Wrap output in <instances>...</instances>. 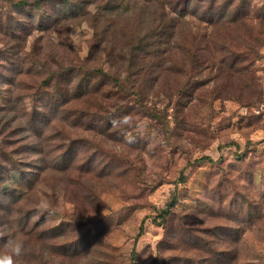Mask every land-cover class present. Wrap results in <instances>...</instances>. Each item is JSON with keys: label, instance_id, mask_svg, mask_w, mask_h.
Here are the masks:
<instances>
[{"label": "rangeland", "instance_id": "obj_1", "mask_svg": "<svg viewBox=\"0 0 264 264\" xmlns=\"http://www.w3.org/2000/svg\"><path fill=\"white\" fill-rule=\"evenodd\" d=\"M245 12L252 21L240 32L225 23L227 48L259 51L260 56L253 64L239 59L226 81L233 95L229 99L213 100L209 84L185 108L192 86L217 73L207 50L203 58H209V69L198 74V67L180 64L177 74L160 82L158 97L151 95L154 104L167 106L172 114L165 90L172 84L176 88L171 103L183 106L171 133L140 110L130 115L132 128L123 143L104 140L93 130L94 116L89 122L82 119L78 128L67 124L74 138L82 139V181L96 183L98 193L82 185L79 191L72 178H65L67 191L60 189L63 185L53 188L43 176L32 178L40 164L34 154L37 140L28 138L32 131L23 136L18 120H7L14 108L26 121L43 93L38 86L48 71L36 63L41 59L37 46L41 41L44 57L54 51L58 37L46 26L54 12L28 7L20 13L12 0H0V250L5 240L20 236L25 253L16 264H167L174 255L190 261L194 250L181 249L189 243L202 246V236L208 235L216 250L226 252L221 259L227 264H264V0H248ZM187 19L196 34L207 27L192 16ZM23 28L24 33L19 31ZM70 38L73 53L86 58L92 28L87 23L72 26ZM226 57L231 67L230 54ZM103 65L108 68L106 61ZM27 85L31 88L24 91ZM52 118L53 128L66 131L60 116ZM173 199L177 228L169 236L160 214ZM167 239L181 248L173 249Z\"/></svg>", "mask_w": 264, "mask_h": 264}, {"label": "trees", "instance_id": "obj_2", "mask_svg": "<svg viewBox=\"0 0 264 264\" xmlns=\"http://www.w3.org/2000/svg\"><path fill=\"white\" fill-rule=\"evenodd\" d=\"M12 2L20 13L28 7L37 12L52 8L54 12L48 19V24H45L57 34L58 41L53 43L54 51L49 58L44 57L42 42L40 41L37 46L39 51L37 53L41 59H37L36 63L48 71L47 77L38 86L39 91L43 93L38 97L26 121L14 108L10 109L7 121L18 120L23 136H26L27 131H32L28 138L37 140L34 154L38 156L40 164L32 178L39 180L38 177L43 176V180L52 182L55 189L63 185L60 188L63 191L68 189L64 183L65 178L76 181L79 191L80 185L98 193L100 190L96 183H92L91 186L83 183V174L81 176L83 170L78 163L79 143L82 139L78 137L79 135L74 138L66 128L67 124L78 128L82 119L89 118L87 120L89 122L93 119L91 116H94L93 130L104 140L123 143L126 141L127 132L132 128L130 121L120 127H113L111 121L130 116L132 112L140 110L156 125L159 124L165 132L171 133L178 124V113L182 112L183 106L178 104L179 101L171 103L175 94L177 95L176 88L172 84L165 90V98L173 106L172 114L169 113L167 106L160 107L154 104L151 95L153 93L158 97L160 82L170 75L177 74L180 64H183V67L189 66L192 70L198 67L199 70L196 69V72L201 74L204 67L209 69V58L206 60L203 58V52L209 50L212 54L210 62L215 65L217 72L215 78L210 81L201 79L192 86V92L185 95L189 98L185 107L188 108L201 87L209 84L214 86L213 100L229 99L233 95L230 91L231 85L226 81L232 78V71L235 70L239 59L243 58V61L253 64L260 56L259 51H254L253 54L230 51L225 41L227 21L233 27L231 31L234 33L240 32L247 21H252L247 18L249 14L245 12L248 0H12ZM189 16L207 25L202 27L204 32L200 35L193 31L194 27L187 19ZM83 23H87L93 30L89 54L84 59L73 53L70 38L72 26H80ZM24 29L19 31L23 32ZM249 29L250 32H255L253 26ZM33 30L29 29L26 34L30 35ZM15 32L17 31L14 30L13 34L17 37ZM27 35L24 40L27 39ZM17 40H21L20 37H17ZM179 51H183L184 54L181 55ZM226 54H230L232 58L231 67H227ZM103 59L108 68L103 65ZM30 88L27 85L24 91H29ZM192 95L194 97H191ZM50 113L52 116H60L57 119L61 121L59 123L63 122L62 126L66 131L62 132L52 127L54 118ZM73 114L76 117H73ZM23 115L26 117V113ZM87 126L91 128L89 124ZM67 139L69 141L66 142ZM195 162L202 161L198 159ZM93 170L94 167L89 165L88 172ZM185 178L184 174L181 175L180 182H184ZM94 196L99 199L98 194ZM175 204L173 199L160 214L169 236L177 228L174 223L178 217V212L174 210ZM202 238L204 242L202 246L198 243H189L186 248L181 249V252L186 253L194 250V258L189 257L193 260L182 262L181 257H187L186 255H174L167 264H227L221 259L226 252L216 250L208 235ZM166 241L171 242L173 249H179L180 246L175 241L168 239ZM156 264L164 263L159 260Z\"/></svg>", "mask_w": 264, "mask_h": 264}, {"label": "clouds", "instance_id": "obj_3", "mask_svg": "<svg viewBox=\"0 0 264 264\" xmlns=\"http://www.w3.org/2000/svg\"><path fill=\"white\" fill-rule=\"evenodd\" d=\"M130 116H123L113 119L111 123L113 127H120L128 124ZM41 208H47L46 203L40 205ZM25 253V246L20 236L9 238L4 241L2 250H0V264H16V258L21 257Z\"/></svg>", "mask_w": 264, "mask_h": 264}]
</instances>
